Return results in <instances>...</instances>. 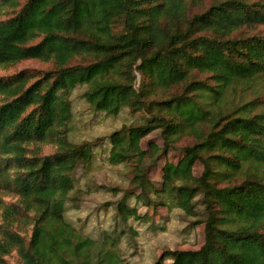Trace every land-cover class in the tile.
Listing matches in <instances>:
<instances>
[{
	"label": "trees",
	"instance_id": "16d2710c",
	"mask_svg": "<svg viewBox=\"0 0 264 264\" xmlns=\"http://www.w3.org/2000/svg\"><path fill=\"white\" fill-rule=\"evenodd\" d=\"M24 60L47 67L0 76V204L17 197L2 206L0 264L12 250L18 264H132L121 240L131 222L155 226L159 206L195 218L204 240L152 264H264V0H0V67ZM76 89L93 112L143 115L106 137L127 185L104 187L119 197L96 236L68 216L101 143L69 139ZM154 130L162 145L142 147Z\"/></svg>",
	"mask_w": 264,
	"mask_h": 264
},
{
	"label": "rangeland",
	"instance_id": "374dc122",
	"mask_svg": "<svg viewBox=\"0 0 264 264\" xmlns=\"http://www.w3.org/2000/svg\"><path fill=\"white\" fill-rule=\"evenodd\" d=\"M211 1L213 0H205V3L209 4ZM46 67V64L37 60H24L15 66L0 67V76L21 69H44ZM80 91L81 89H76L72 93L73 119L70 125L69 139L74 142H80L82 140L94 141L96 138L101 137V143L95 149L94 159L88 171L83 173V168L81 167L76 171L78 186L85 188V185L90 184L91 192L84 196L80 205L70 208L68 216L79 228L82 227V231L96 236L92 227L106 220L112 221V205H109V203L119 197H113L110 193L103 190L104 187L117 186L124 188L127 185L123 167L121 165L111 166L105 160L106 151L109 148L106 137L111 131L119 129L122 124L142 120L143 115L140 113L131 114L127 109L122 110L113 117L93 112L88 109L86 103L80 98ZM149 142L162 145V137L158 130L152 131L142 139V147L147 148ZM28 146L39 148L41 153L52 152L51 145L36 144L34 145L35 147L32 145ZM166 157L168 160L175 162L178 158V151L170 150ZM164 161L165 157H159L156 164L148 172L149 178L156 184L160 181V167ZM201 171V163H196L194 173L198 175ZM99 185L103 187L97 188ZM1 198L3 202L0 204V223L2 206L15 202L17 197L11 192L4 191L1 194ZM140 211H144V208ZM151 219L155 226L150 225L149 222L147 224L131 222L137 235L124 236L121 240L122 253L128 257L132 264H152L164 248L195 250L203 243L202 227L199 225L191 226L195 218H187L177 208L169 210L166 206H159L154 216H151ZM15 225L22 234L29 232L25 218L18 219ZM3 258L6 264H18V255L15 250H12L10 254L4 255ZM229 262L231 263L232 260H228L226 264H230ZM165 263L168 262L165 261Z\"/></svg>",
	"mask_w": 264,
	"mask_h": 264
}]
</instances>
